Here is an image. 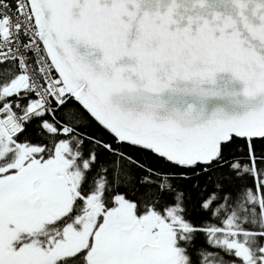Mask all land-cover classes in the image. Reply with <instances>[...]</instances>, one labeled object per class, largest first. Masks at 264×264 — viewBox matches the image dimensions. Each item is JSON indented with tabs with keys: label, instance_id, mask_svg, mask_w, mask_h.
<instances>
[{
	"label": "snow or ice",
	"instance_id": "1",
	"mask_svg": "<svg viewBox=\"0 0 264 264\" xmlns=\"http://www.w3.org/2000/svg\"><path fill=\"white\" fill-rule=\"evenodd\" d=\"M0 264H264V0H0Z\"/></svg>",
	"mask_w": 264,
	"mask_h": 264
}]
</instances>
